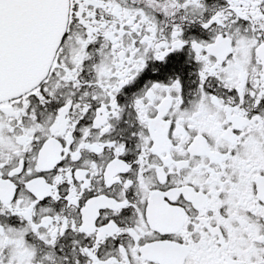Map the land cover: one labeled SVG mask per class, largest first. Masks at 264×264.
<instances>
[{
  "label": "snow or ice",
  "instance_id": "6c2138e0",
  "mask_svg": "<svg viewBox=\"0 0 264 264\" xmlns=\"http://www.w3.org/2000/svg\"><path fill=\"white\" fill-rule=\"evenodd\" d=\"M0 264H264V0H0Z\"/></svg>",
  "mask_w": 264,
  "mask_h": 264
}]
</instances>
